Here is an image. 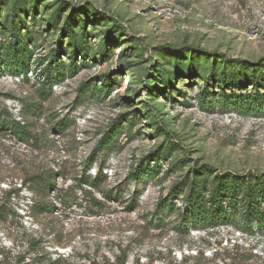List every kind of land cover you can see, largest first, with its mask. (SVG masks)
I'll return each mask as SVG.
<instances>
[{
  "label": "rangeland",
  "instance_id": "374dc122",
  "mask_svg": "<svg viewBox=\"0 0 264 264\" xmlns=\"http://www.w3.org/2000/svg\"><path fill=\"white\" fill-rule=\"evenodd\" d=\"M263 80L264 0H0V121L31 135L0 122V264L30 263L31 233L62 264H264L241 202L200 223L170 193L264 176ZM40 170L52 187L21 185Z\"/></svg>",
  "mask_w": 264,
  "mask_h": 264
},
{
  "label": "trees",
  "instance_id": "16d2710c",
  "mask_svg": "<svg viewBox=\"0 0 264 264\" xmlns=\"http://www.w3.org/2000/svg\"><path fill=\"white\" fill-rule=\"evenodd\" d=\"M50 53H54L51 50ZM222 77V76H221ZM222 85L231 84L236 86H242L246 81L235 79L232 81H227L222 77ZM255 84V81L252 84ZM264 86V80L262 81ZM235 93L231 92V95ZM242 97L235 98L236 101L242 100ZM264 97L256 94L255 102L260 103L263 101ZM2 126L8 129L13 136L16 138L28 141L30 135L29 130L26 129L24 124L16 120H2L0 121ZM118 130V123L113 124L110 132L102 139V146L109 144L114 138L115 132ZM153 157L154 164H158L159 158L154 154ZM152 169L144 166L142 163L138 165L131 177L132 180H139L147 173L151 172ZM51 171L40 170L36 173H27L21 180L22 184H28V191L34 192L36 189L47 190L52 187ZM187 188V193L185 196V202L190 205V213L186 212L181 214L182 217H190V220L196 222H226L230 220L232 216V211L238 208V203L243 204V220L247 223H252L254 220H264V176L256 179L255 181L247 180L240 177H219L213 180L208 196L204 195L201 190L197 180L189 181L185 178L182 182L176 184L171 189L172 196L176 195L181 189ZM30 205L29 210L34 212L39 207L48 209L49 204L41 202L39 199L32 198L29 199ZM98 202L94 200V204ZM173 205L172 201H167L166 199H160L158 206L164 207L166 205ZM30 213V212H29ZM3 215V206L0 205V218ZM33 231V229L31 228ZM35 235V236H34ZM26 255L31 257L30 263L25 264H62L60 262V257L51 258L49 253L46 251V245L43 244V238L38 234H30V237L26 240V248L22 258L24 259ZM23 261V260H22Z\"/></svg>",
  "mask_w": 264,
  "mask_h": 264
}]
</instances>
